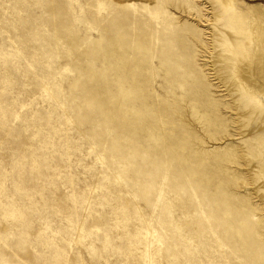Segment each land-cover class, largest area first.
<instances>
[{
  "label": "rangeland",
  "instance_id": "obj_1",
  "mask_svg": "<svg viewBox=\"0 0 264 264\" xmlns=\"http://www.w3.org/2000/svg\"><path fill=\"white\" fill-rule=\"evenodd\" d=\"M234 22L216 0H0V264H264V98L233 75L229 46L260 83Z\"/></svg>",
  "mask_w": 264,
  "mask_h": 264
},
{
  "label": "bare ground",
  "instance_id": "obj_2",
  "mask_svg": "<svg viewBox=\"0 0 264 264\" xmlns=\"http://www.w3.org/2000/svg\"><path fill=\"white\" fill-rule=\"evenodd\" d=\"M216 2L222 13L224 14V17L231 23L232 21H235L233 24V29L235 32L252 34L256 41V47H254L253 54L255 63L254 74L258 76V78L260 79V83H257L250 77V64L244 59L245 57L249 58L250 56L246 50L242 49L241 55H238L235 50L230 48V46H227V52L231 53L234 57L235 71L233 72V75L241 86L244 95L249 98V101H257V103L261 105V102H259V97L264 98V24L260 22V19L264 20V11L256 9L257 14L252 13V19L249 25H247L243 14L241 12H238L234 7V3L244 4L240 0H216ZM248 7L250 8V10H253L254 8L252 5H248ZM112 71L113 86L118 73L116 72L117 69L115 67L112 69ZM124 75L130 77L123 78L122 76L120 78V81L116 82V84L122 88V90H120L121 92H124L125 94L131 96L129 97V102H131L134 95H139L140 97L143 94L142 90H144V86L140 82H138L137 79L134 78V76L129 75L128 73H124ZM133 82L138 88L137 92L133 87Z\"/></svg>",
  "mask_w": 264,
  "mask_h": 264
}]
</instances>
